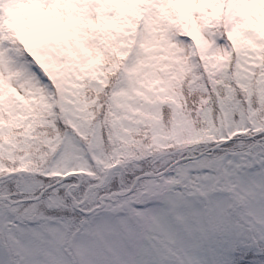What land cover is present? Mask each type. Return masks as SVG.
<instances>
[{
  "label": "snow or ice",
  "instance_id": "snow-or-ice-1",
  "mask_svg": "<svg viewBox=\"0 0 264 264\" xmlns=\"http://www.w3.org/2000/svg\"><path fill=\"white\" fill-rule=\"evenodd\" d=\"M0 264H264V0H0Z\"/></svg>",
  "mask_w": 264,
  "mask_h": 264
}]
</instances>
